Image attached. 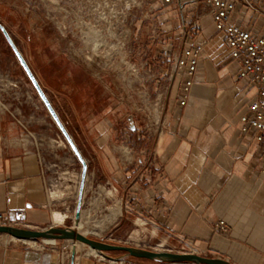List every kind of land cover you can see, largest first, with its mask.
<instances>
[{
    "label": "crops",
    "instance_id": "crops-1",
    "mask_svg": "<svg viewBox=\"0 0 264 264\" xmlns=\"http://www.w3.org/2000/svg\"><path fill=\"white\" fill-rule=\"evenodd\" d=\"M259 3L264 6V0ZM168 13L179 16L174 9ZM237 20L264 34L263 16L239 8ZM190 33L189 42L201 39L206 44L186 103L170 107L173 116L167 130L158 137L141 134L136 123L135 131L118 130L115 124L123 118L127 121L128 115L114 105L110 113L115 123L85 126L84 142L94 169L116 190L122 211L135 222L146 220L177 245L180 240L191 241L200 255L220 256L234 264H264V174L253 146L237 125L255 98L257 86L237 80L240 63L227 53L210 15H204ZM6 45L9 54L11 48ZM1 71L5 70L0 67ZM29 108L26 103L22 109ZM46 117L45 108L35 122L41 125ZM119 131L122 141L117 143ZM121 145L125 152L119 150ZM56 201L46 188L36 147L25 139L13 115L0 106V212H8L12 219L21 212L23 225L41 227L50 225ZM118 201L113 206L120 208ZM119 213L110 219L108 212L107 222ZM219 220L228 226L227 232L217 229ZM88 252L76 255L74 264H115ZM124 259L141 264H190ZM59 263L52 249L30 241L0 244V264Z\"/></svg>",
    "mask_w": 264,
    "mask_h": 264
},
{
    "label": "rangeland",
    "instance_id": "rangeland-1",
    "mask_svg": "<svg viewBox=\"0 0 264 264\" xmlns=\"http://www.w3.org/2000/svg\"><path fill=\"white\" fill-rule=\"evenodd\" d=\"M105 1L107 2L0 0V22L11 34L24 59L28 61L33 74L45 90L83 158L86 159L85 198L82 200L81 211L83 221L78 229L89 237L111 244L136 245L157 251H178L180 243L177 245L167 239L165 234L154 228V225L146 223V220L141 219L143 223L136 220L141 224L136 225L133 216L122 211L116 190L102 180L94 169V161L84 142L85 137L82 133L85 126L99 123L102 127H111L115 123L114 115L110 113L114 105L122 107L125 115H132L133 123L137 125L140 123L139 115L131 113L127 103L118 98L121 86L113 83L108 73H102L101 77L96 76L87 63V42L92 44L96 40H105L106 44H109L114 40L113 33L120 28L126 30L122 40L131 43L132 15L128 14L127 9L122 10L121 5L116 1ZM97 30L100 31V35L94 36ZM145 31L146 29L139 34V39L143 42L146 40ZM6 46L4 36L0 33V67L5 70L0 72V106L8 110L17 120L19 130L25 139L31 140L34 147L39 149L49 195L51 196L53 192L58 194V191L63 193L61 196L52 197L57 200V207L54 210H61L68 216L59 226L73 227L75 224L71 216L76 205L75 182L79 176L80 162L67 145L61 131L49 117L47 110L46 121L41 125L35 122L38 116L45 113V106L39 101L12 50L8 54ZM26 103L30 104L31 109L23 111L22 108ZM115 127L118 130L126 129L128 122L123 118L115 124ZM117 141V143L122 141L120 131ZM119 150L126 151L122 149V145ZM107 190L112 194H107ZM117 201L120 205L119 216L107 222V214L110 209L118 206H113ZM109 218L114 219L112 215ZM48 226L49 223L41 227H31L45 229ZM23 227L31 228L26 225ZM131 233L135 234L136 240L128 238ZM27 241L44 249L46 247L52 249L59 264L63 261L66 263L71 255L75 257L89 253L88 251L95 253L89 246L82 244V248L77 250L73 245L74 241L71 240L23 241L13 239L7 234L0 235V244L12 245ZM161 241L164 244L159 247ZM172 244H176L174 248L171 247ZM117 254L111 253V255Z\"/></svg>",
    "mask_w": 264,
    "mask_h": 264
},
{
    "label": "built area",
    "instance_id": "built-area-1",
    "mask_svg": "<svg viewBox=\"0 0 264 264\" xmlns=\"http://www.w3.org/2000/svg\"><path fill=\"white\" fill-rule=\"evenodd\" d=\"M132 15L131 43L122 40L125 29L113 33L114 40L86 44V59L92 72L101 77L108 73L111 81L121 86L118 98L126 102L129 111L139 115L136 129L143 135L159 136L167 130L173 114L170 107H182L187 101L190 87L206 42H189L190 31L195 29L204 15H210L217 33L221 34L229 56L237 60V80L256 85L255 98L247 112L238 119L240 133L253 146L260 172L264 174V34L251 30L237 20L239 8L264 17V6L259 0H114ZM107 2L101 0L100 3ZM177 10L172 17L168 9ZM117 16H115V19ZM120 19V18H119ZM118 19V20H119ZM175 21V26L168 25ZM145 31L146 40L139 39ZM100 35L97 30L93 34ZM87 37V34H86ZM41 168L43 161L36 147ZM21 212L12 219L8 212H0V226H23ZM215 226L227 232L223 220ZM179 252L199 251L191 241L180 240ZM115 264L131 263L127 259L111 260Z\"/></svg>",
    "mask_w": 264,
    "mask_h": 264
},
{
    "label": "water",
    "instance_id": "water-1",
    "mask_svg": "<svg viewBox=\"0 0 264 264\" xmlns=\"http://www.w3.org/2000/svg\"><path fill=\"white\" fill-rule=\"evenodd\" d=\"M0 33L3 34L4 39L8 46L11 48L16 60L21 66L24 75L27 76L32 88L35 90L40 102L45 106L49 117H51L55 126L61 131L63 138L69 145L75 157L80 162V181L78 185V192L76 196V205L74 209L75 217L79 218L81 208L83 205V197L85 192V181L87 177V162L86 159L83 158L79 148L75 144L71 134L65 128L61 117H59L56 109L53 104L50 102L45 90L39 84L36 75L33 74L31 67L24 59L21 51L16 46L15 41L13 40L10 33H8L6 27L0 22ZM128 129L135 131V125L133 123V116L128 114L127 116ZM3 233L10 235L12 237L24 238L27 240H71L78 241L84 245L89 246L91 249L95 251L102 258H107L110 260L117 261L118 259H124L126 257L129 258H137L141 260H150L154 262H167V263H175V262H184V263H194V264H234L230 261L220 257V256H210V255H199L193 252H178V251H168V250H153L150 248H142L136 245H125V244H111L105 241L97 240L83 233L77 231L71 226H52L49 225L45 229H36V228H28L23 226H11V225H2L0 226V235ZM111 253H118L117 255H111ZM70 263L74 264V256H70Z\"/></svg>",
    "mask_w": 264,
    "mask_h": 264
},
{
    "label": "bare ground",
    "instance_id": "bare-ground-1",
    "mask_svg": "<svg viewBox=\"0 0 264 264\" xmlns=\"http://www.w3.org/2000/svg\"><path fill=\"white\" fill-rule=\"evenodd\" d=\"M39 99V98H38ZM40 101V100H39ZM67 143V142H66ZM68 145V144H67ZM69 146V145H68ZM70 148V147H69ZM78 174H79V176L77 177V181L75 182L76 183V185H75V188H76V196H77V192H78V185H79V181H80V172H78ZM68 189V188H67ZM56 192V191H55ZM106 193L107 194H112V192L110 191V190H107L106 191ZM57 194V193H56ZM54 192L52 193V195H51V197H58V196H61L63 193L62 192H59L58 191V194L56 195ZM110 213H109V215H112V217L114 218L115 216H116V214L119 212V206H116L115 208L113 207L112 209H110V211H109ZM80 216V215H79ZM50 217H51V224L50 225H52V226H59V225H62L65 221H66V219L68 218V216H67V214L65 213V212H63V211H61V210H52V212H51V215H50ZM81 217V216H80ZM80 217L79 218H77V217H75V215H74V211H73V214H72V216H71V218H73L74 219V229H76L77 231H79V232H81L79 229H78V226L80 225ZM143 223V222H142ZM136 225H141L140 223H139V221H136V223H135ZM72 227V228H73ZM138 232V231H137ZM81 233H83L84 235H86V233L85 232H81ZM3 234H5V233H3ZM6 235V234H5ZM12 237V236H11ZM138 237V236H137ZM13 239H20V240H23V241H26L27 239H24V238H19V237H12ZM129 239L131 240V239H133V240H136V237H135V234L134 233H131V235L129 236ZM137 239H140V238H137ZM43 242H45V241H43ZM78 241H76V240H74V242H73V245H75V248L77 249V250H80L81 248H82V245H84V244H82V243H80V242H78ZM82 244V245H81ZM164 244V242L163 241H161V243L158 245L159 247H160V245H163ZM73 245H71V246H73ZM85 246H87V245H85ZM91 250H93V249H91ZM157 250V249H156ZM94 251V250H93ZM76 254V253H75ZM70 259V257L68 258V260ZM70 263V260H69V262H68V264ZM192 264H194V263H192Z\"/></svg>",
    "mask_w": 264,
    "mask_h": 264
}]
</instances>
